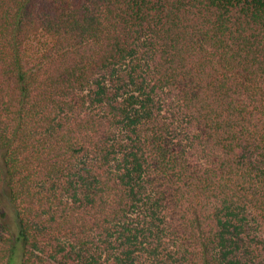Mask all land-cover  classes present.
<instances>
[{"label":"trees","instance_id":"16d2710c","mask_svg":"<svg viewBox=\"0 0 264 264\" xmlns=\"http://www.w3.org/2000/svg\"><path fill=\"white\" fill-rule=\"evenodd\" d=\"M0 264H264V0H0Z\"/></svg>","mask_w":264,"mask_h":264}]
</instances>
